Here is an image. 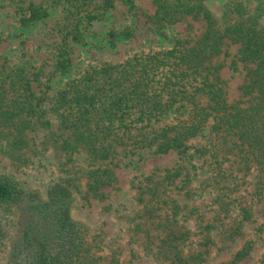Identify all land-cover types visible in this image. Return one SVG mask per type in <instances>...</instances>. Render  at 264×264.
I'll use <instances>...</instances> for the list:
<instances>
[{"label":"rangeland","instance_id":"obj_1","mask_svg":"<svg viewBox=\"0 0 264 264\" xmlns=\"http://www.w3.org/2000/svg\"><path fill=\"white\" fill-rule=\"evenodd\" d=\"M231 2L210 0L202 8L224 24ZM81 4L82 0H0V97L13 95L18 101L21 86L28 81L45 114L26 130V144L20 149H12L7 138L0 139V175L26 191L45 193L56 183L70 188L73 218L83 229L78 246L83 264H165L158 247L165 238L161 225L185 233L177 246L192 262L209 248L198 264H258L264 252V190L258 183L259 172L255 167L241 170L229 142L212 132L210 125L186 143L184 152L159 154L135 148L129 152L130 141L127 149L114 148L104 160H93L82 150H62L67 133L60 120L69 111L56 103L62 91L82 83L93 70L168 51L177 40L190 47L205 31L201 14L160 22L153 0H133L131 5L116 1L107 11L92 13L83 11ZM246 5L245 17L264 31V0H248ZM36 7L46 8L48 16L22 25L20 19ZM89 13L100 15L88 22ZM73 19L79 22V33L67 39L70 66L61 72L56 69L58 35ZM238 47L226 41L211 62L220 66L217 74L228 103L249 101L242 88L253 65L239 61ZM188 119L185 110L173 107L151 126ZM104 169L112 171L114 182L100 190L103 197L98 198L88 191V174ZM166 170H178L179 176L165 182ZM146 185L159 191L164 187L162 204L154 205L145 193ZM241 205L251 206V218L244 222L241 236L229 239L225 229L237 224ZM17 230L16 210L0 206V264H5ZM206 237L208 246H204ZM247 241L253 246L250 255L232 263L234 253Z\"/></svg>","mask_w":264,"mask_h":264},{"label":"trees","instance_id":"obj_2","mask_svg":"<svg viewBox=\"0 0 264 264\" xmlns=\"http://www.w3.org/2000/svg\"><path fill=\"white\" fill-rule=\"evenodd\" d=\"M116 1L126 5L133 2L82 0L85 5L80 6L91 13L94 10L105 12ZM209 1L153 0L155 16L160 22L173 23L180 20V16L201 14L205 22L202 36L190 47L177 40L168 51L133 57L119 66L105 65L93 70L82 83L59 94L56 103L69 110L60 120L67 133L62 150L68 153L82 150L93 160H104L114 148L127 149L130 141L129 152L134 148L152 149L159 154L184 152L188 149L186 143L210 125L212 132L229 142L235 151L232 154L239 159L240 169L248 171L255 167L259 172L258 183L264 186V31L245 17L248 0H232L224 24H219L202 8L203 3ZM98 15L89 13L88 22L97 19ZM47 16L46 8H31L20 22L22 25L35 23ZM78 24L73 19L59 32L56 69L61 72L70 66L67 39L79 33ZM226 41L238 44L240 62L253 65L242 88L243 95L249 97L247 103H228L217 74L220 66L211 63L220 55ZM21 89L18 101L13 95L0 97V139L10 140L12 149H20L26 144V130L45 115L41 100L32 93L28 81ZM201 97L205 98L204 102L199 100ZM173 107L176 111L185 110L189 119L158 128L151 126L161 121ZM146 128H150L147 133L141 131ZM112 174L105 169L89 172L88 191L102 198L103 193L99 191L113 186ZM219 174L216 173V177ZM178 176V170H166L163 179L172 183ZM164 190V187L159 191L157 186H145V193L154 200V205L164 202ZM0 206L14 208L17 212L18 230L5 264H83L78 250L83 229L73 218L72 192L65 184H53L45 193L26 191L9 177L0 175ZM240 213L237 224L225 229L229 239L242 235L244 222L251 218V206L241 205ZM161 228L165 230L162 242L167 245L160 242L162 246L158 247L159 253L166 257L165 264H198L201 255L209 252V248L204 250L192 262L183 257L177 246L185 233L168 226L161 225ZM209 242L206 237L204 246ZM252 248L251 241L245 242L234 253L232 263L245 260ZM258 264H264V252Z\"/></svg>","mask_w":264,"mask_h":264}]
</instances>
